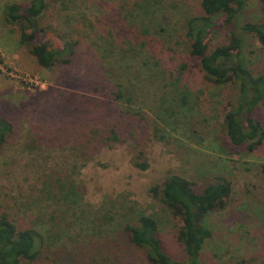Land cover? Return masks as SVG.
<instances>
[{"label":"rangeland","instance_id":"1","mask_svg":"<svg viewBox=\"0 0 264 264\" xmlns=\"http://www.w3.org/2000/svg\"><path fill=\"white\" fill-rule=\"evenodd\" d=\"M11 2L23 0H0V118L14 129L0 147V212L21 221L41 217L46 247L29 264H149L124 234L141 216L157 220L165 253L183 261L171 213L148 194L168 174L198 185L223 176L233 184L227 206L205 219L212 238L199 264L263 261L264 141L251 153L225 142L223 117L239 92L207 83L191 67L184 27L202 14L199 0H47L39 26L78 41L72 61L51 69L4 23ZM259 20V4L248 0L239 25ZM135 27L148 36L138 39ZM228 40L220 31L208 47ZM242 47L255 75L264 72V46L244 35ZM253 117L264 130V100ZM92 129L114 130L119 140L96 145ZM86 141V149L77 145ZM65 178L75 201H47L42 184Z\"/></svg>","mask_w":264,"mask_h":264},{"label":"trees","instance_id":"2","mask_svg":"<svg viewBox=\"0 0 264 264\" xmlns=\"http://www.w3.org/2000/svg\"><path fill=\"white\" fill-rule=\"evenodd\" d=\"M247 1L199 0L202 14L185 22L184 39L188 44L187 57L192 60L191 67L198 71L204 81L215 86L237 87L238 102L225 113L221 128L229 147L251 153L264 141V130L253 117L254 109L264 100V72L255 75L249 68L242 43L246 35L264 46V0H256L261 10V20L239 25L237 19ZM48 6L47 0H23V3H8L2 10L4 23L18 29L20 45L43 69L69 64L78 45L77 40H72L55 27L39 26V20ZM143 10L145 13L147 9ZM51 27L53 29L49 30ZM220 31L228 33L227 44L209 49L208 41ZM135 33L139 39L148 36V29L135 27ZM147 40L142 39V47L146 46ZM180 68L183 71L187 65L183 63ZM115 95L116 99L122 97L121 92ZM13 131V125L0 118V147ZM91 134L95 135L96 145L105 146L119 140L114 130L102 133L92 129L87 135ZM87 141L77 145L86 149ZM80 156L85 158L87 154L82 152ZM133 164L142 170L147 169L146 163ZM75 189L73 182L65 178L54 184L44 182L40 192L45 194L47 201L66 204L75 201L76 194L71 196ZM232 193V182L223 176L210 177L206 184L198 185L177 174H168L149 188L148 194L172 215L174 242L184 255L183 261H175L165 253L158 236L159 224L151 216H141L136 222L128 223L124 227V234L131 245L143 251L149 264H199L203 246L212 238V230L205 219L209 214L223 210ZM39 218L21 221L8 210L0 212V264H29L43 255L46 241L37 230ZM237 264H264V260L251 262L242 259Z\"/></svg>","mask_w":264,"mask_h":264}]
</instances>
